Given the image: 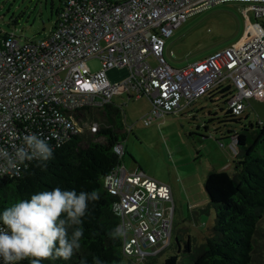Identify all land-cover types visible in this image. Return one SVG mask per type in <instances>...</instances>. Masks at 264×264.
<instances>
[{"label":"built area","instance_id":"built-area-1","mask_svg":"<svg viewBox=\"0 0 264 264\" xmlns=\"http://www.w3.org/2000/svg\"><path fill=\"white\" fill-rule=\"evenodd\" d=\"M228 1L252 3L254 16L246 15L242 37L184 67L169 64L165 44L175 28L191 14ZM94 58L97 68L89 63ZM115 68H127L128 76L113 82L108 72ZM219 83L230 85L228 105L236 115L251 99L264 98V0H61L53 28L38 40L22 43L0 30V147L12 152L11 145L31 132L51 147L84 132L93 135L100 122L88 119V108H102L125 90L150 99L143 116L149 125ZM113 150L118 162L104 187L125 232L122 253L140 264L172 244L175 210L166 205L173 202L172 189L142 170H127L123 141Z\"/></svg>","mask_w":264,"mask_h":264},{"label":"trees","instance_id":"trees-1","mask_svg":"<svg viewBox=\"0 0 264 264\" xmlns=\"http://www.w3.org/2000/svg\"><path fill=\"white\" fill-rule=\"evenodd\" d=\"M231 92L230 85L219 83L204 93L212 100L219 94L225 101L227 109L219 122L241 124L238 130L227 129L223 135L231 138V168H212L205 178V190L215 209V223L201 243L196 238L192 241L190 234L176 236L170 245H176V251L163 264H264V120L243 122L247 118L241 117L245 110L236 115L229 108ZM123 111L122 105L113 101L102 108H88V119L100 122L98 132H84L59 146H50L53 155L49 160L28 161L19 175L0 177V215L19 200L30 199L41 191L60 188L75 190L77 194L93 190L100 193L99 200L88 202L82 224L67 228L69 238L76 227L83 228L80 248L74 250L69 260L41 259V264H95L94 258L100 264H132L131 260L123 261L121 238L108 235L118 218L112 210L114 197L104 187L105 175L118 162L113 146L127 134ZM97 137L103 139L96 140ZM60 218L65 219L66 214ZM0 225L4 226L2 220ZM155 257L144 264H156ZM11 264H30V260Z\"/></svg>","mask_w":264,"mask_h":264},{"label":"rangeland","instance_id":"rangeland-1","mask_svg":"<svg viewBox=\"0 0 264 264\" xmlns=\"http://www.w3.org/2000/svg\"><path fill=\"white\" fill-rule=\"evenodd\" d=\"M251 5L228 1L188 16L166 38L165 57L169 64L181 68L233 45L244 34L246 15L254 16L253 11L248 10ZM59 7L60 0H0V30L14 34L22 43L38 40L53 28ZM150 59L157 64L154 57L150 56ZM89 63L92 68H97L99 60L90 59ZM108 73L112 81L121 82L128 76V69L115 68ZM223 82L227 83L226 80ZM214 98L203 94L191 105L145 125L143 116L151 107L147 96L137 97L134 90H125L112 97L114 103L122 105L125 113L127 134L123 139L125 155L122 158L125 168L142 170L172 189L173 202L166 203L168 208L173 203L176 210L172 241L180 230L179 237L190 234L192 241L196 238L201 243L215 223V209L205 190V178L213 166L223 164L227 158L231 160V138L223 135L227 129L238 130L241 124L219 122L227 105L219 94ZM245 116V123L264 120V98L251 99L241 115ZM220 139L225 146L221 145ZM175 246L157 254L156 264H163L169 254L175 253ZM143 250L152 252L153 247L143 246ZM130 260L123 258L126 263ZM139 263L144 264V261Z\"/></svg>","mask_w":264,"mask_h":264},{"label":"clouds","instance_id":"clouds-1","mask_svg":"<svg viewBox=\"0 0 264 264\" xmlns=\"http://www.w3.org/2000/svg\"><path fill=\"white\" fill-rule=\"evenodd\" d=\"M20 139L18 146L11 145L12 152L0 147V175H19L25 161H47L52 157L53 150L47 138L42 139L39 134L31 132ZM99 199L97 190L77 194L75 190L55 188L33 194L30 199L19 200L4 210L0 215L6 226L0 227V256H3L5 264L23 259H29L30 264H41V259L69 260L74 250L80 248L83 228L76 227L70 238L67 228L81 225L88 202ZM62 214H66L65 219L60 218ZM108 235L118 239L125 232L122 226L117 225ZM94 261L100 264L98 259L94 258Z\"/></svg>","mask_w":264,"mask_h":264},{"label":"crops","instance_id":"crops-1","mask_svg":"<svg viewBox=\"0 0 264 264\" xmlns=\"http://www.w3.org/2000/svg\"><path fill=\"white\" fill-rule=\"evenodd\" d=\"M60 6H61V0H60ZM59 9H60V7H59ZM167 42V41H166ZM165 46H166V44H165ZM110 71V70H109ZM109 74V73H108ZM120 81V80H119ZM113 82H118V81H113ZM228 154V153H227ZM220 164V163H219ZM231 166H232V156H231V160H230V158H227V159H225V161H224V163L223 164H221V165H215V166H213L212 168H226V169H229V168H231ZM137 169V168H136ZM136 169H134V170H136ZM172 197H173V195H172ZM174 198V197H173ZM173 206H174V204H173ZM175 206H176V204H175ZM174 210H175V207H174ZM175 212H176V210H175ZM175 212H174V214H175ZM177 228V227H176ZM179 229V228H178ZM177 232H178V230H177ZM178 234H182V231H180L179 230V232H178ZM178 234H176L175 233V238H176V236H178ZM173 239V238H172Z\"/></svg>","mask_w":264,"mask_h":264}]
</instances>
